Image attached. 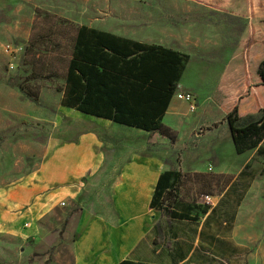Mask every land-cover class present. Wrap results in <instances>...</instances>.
Wrapping results in <instances>:
<instances>
[{"label": "rangeland", "instance_id": "1", "mask_svg": "<svg viewBox=\"0 0 264 264\" xmlns=\"http://www.w3.org/2000/svg\"><path fill=\"white\" fill-rule=\"evenodd\" d=\"M198 1L0 0V46L13 45L10 55L0 48V186L35 169L47 139L59 135L60 113L69 109L59 99L79 26H95L145 43L174 44L187 59L173 97L190 92L198 108L190 112L187 103L174 97L185 106L175 119L165 118L174 140L162 136L166 142L160 150L167 151L174 164L183 159L180 167L186 179L181 193L194 208L206 212L203 195L218 196L206 225L211 229L203 233V240L210 238L214 247H201L202 256L230 264L248 262L251 239L264 230V174L259 173L264 156L256 155L254 148L236 153L223 112L210 102L248 19L211 11ZM194 116L199 118L195 121ZM207 164L212 166L210 174L219 172L216 180L201 178L191 194L187 189L194 180L191 169ZM246 204L257 208L252 233ZM76 211L70 213V225ZM70 240L40 244L0 234V264H71Z\"/></svg>", "mask_w": 264, "mask_h": 264}, {"label": "crops", "instance_id": "2", "mask_svg": "<svg viewBox=\"0 0 264 264\" xmlns=\"http://www.w3.org/2000/svg\"><path fill=\"white\" fill-rule=\"evenodd\" d=\"M254 1L255 4L250 0H199L197 3L214 12L248 19L236 39L235 52L240 38L260 35ZM161 46L178 50L174 44ZM212 93L210 102L214 105ZM174 97L162 117L163 125H166L165 118L175 119L185 106L184 101L179 103ZM199 116H194L195 121ZM165 142L166 138L157 132L126 126L74 108L62 110L59 135L52 134L47 139L36 168L0 186V234L40 244L70 238L71 264H117L126 259L153 264H230L202 256L200 248H213L215 243L210 238L203 240L204 231L211 229V225L208 229L206 225L213 207L206 212L194 208L193 201L181 193L183 182L178 198L192 206L190 216L195 219H171L150 207L162 172L180 171L186 177L180 167L183 159L174 164L168 152L160 150ZM210 169L208 164L191 169L194 180L187 187L191 194L201 178L209 176L216 180L219 172L214 171L212 175L208 172ZM253 185L254 182L249 185L248 194ZM214 196L217 201L218 196ZM245 206L251 215L252 233V218L257 208L253 204ZM75 209V222L70 225V213ZM257 236L251 239L249 245L253 250H249L248 262L243 264H264V230ZM224 240L226 244H233L231 239ZM231 264L235 263L231 261Z\"/></svg>", "mask_w": 264, "mask_h": 264}, {"label": "trees", "instance_id": "3", "mask_svg": "<svg viewBox=\"0 0 264 264\" xmlns=\"http://www.w3.org/2000/svg\"><path fill=\"white\" fill-rule=\"evenodd\" d=\"M256 7L260 35L238 40L211 101L223 112L234 151L242 154L254 148L256 155L264 156V0H256ZM186 59L175 49L81 25L66 66L60 105L174 140L173 131L161 120ZM259 173L264 174V166ZM185 179L180 171L162 172L150 207L171 219H195L190 216L192 206L178 198ZM117 264L153 263L126 259Z\"/></svg>", "mask_w": 264, "mask_h": 264}, {"label": "built area", "instance_id": "4", "mask_svg": "<svg viewBox=\"0 0 264 264\" xmlns=\"http://www.w3.org/2000/svg\"><path fill=\"white\" fill-rule=\"evenodd\" d=\"M13 45L10 43H6L1 45L3 53L6 55H10L13 53ZM175 96L184 102L187 103L190 112H194L197 108L196 98L190 92L177 93ZM210 169V168H209ZM216 197L213 194H205L202 198V203L210 208L214 207L217 203ZM223 261V260H222Z\"/></svg>", "mask_w": 264, "mask_h": 264}]
</instances>
